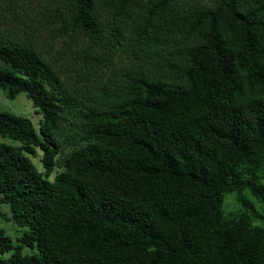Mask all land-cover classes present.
Listing matches in <instances>:
<instances>
[{
	"label": "trees",
	"instance_id": "obj_1",
	"mask_svg": "<svg viewBox=\"0 0 264 264\" xmlns=\"http://www.w3.org/2000/svg\"><path fill=\"white\" fill-rule=\"evenodd\" d=\"M0 89V264H264V0H0Z\"/></svg>",
	"mask_w": 264,
	"mask_h": 264
},
{
	"label": "rangeland",
	"instance_id": "obj_2",
	"mask_svg": "<svg viewBox=\"0 0 264 264\" xmlns=\"http://www.w3.org/2000/svg\"><path fill=\"white\" fill-rule=\"evenodd\" d=\"M9 111L18 115H23L30 117L34 124L38 127L41 115L36 111L32 101L26 97L25 93H21L17 95L15 98H9L6 91L0 89V111ZM72 140H74L72 138ZM63 150L62 154H66L70 152L74 147L70 139L68 140L66 136L63 137ZM42 153L39 151V155L33 158L35 164L39 167V169L43 170V165L41 163ZM61 168L57 167V172L60 171ZM55 173L51 176L53 179ZM245 195L250 199L254 206V210L257 211L260 216H264V202L258 200L249 190H244ZM241 208V204L237 200V193L231 192L225 197L224 201V210L225 212H229L231 210H238ZM0 210L9 212V208L6 205L0 206ZM257 223L264 224V219L261 217H257ZM0 226L4 227L9 235H11L15 240L22 233V230L18 228L12 222H2ZM25 252H30L29 248L25 249Z\"/></svg>",
	"mask_w": 264,
	"mask_h": 264
}]
</instances>
